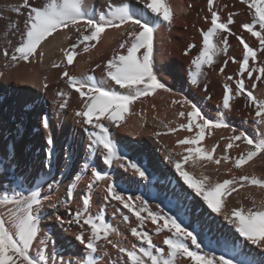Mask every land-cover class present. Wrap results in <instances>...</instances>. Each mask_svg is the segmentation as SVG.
<instances>
[{"label":"snow or ice","instance_id":"6c2138e0","mask_svg":"<svg viewBox=\"0 0 264 264\" xmlns=\"http://www.w3.org/2000/svg\"><path fill=\"white\" fill-rule=\"evenodd\" d=\"M240 3L247 6L252 16L251 22L243 23L241 27L258 41V49L250 47L241 36H236L239 44L243 46V57L239 61V75L242 78L236 83L235 95L247 96L249 103L256 108L255 117L257 119L255 122L257 125H261L264 124V100H258L252 91L245 88L243 76L246 73L247 77L252 79L253 73L258 72L259 74L255 76L256 81H260L264 77V67L249 66L250 60L253 62L257 60V51H264V0H240ZM136 4L137 7H133L127 0H120L119 3L115 4L108 2L106 3V11H101L99 14L94 8L86 7L85 0H43L39 6H33L29 0H23L20 5H6L11 12L24 15L25 19L22 28L18 20L10 21L6 26V34H18L19 42L14 46L11 53L6 47L3 50V55L6 58L10 55L12 61L30 62L31 58L44 55L42 51L38 53V49L54 33L62 30L74 31L76 34L75 42L68 49H61L66 58V65L61 72L60 80H63L69 89L78 94L82 103V108L75 112V116L78 118L76 123L91 128V130L87 127L84 128L89 141L87 145L89 158L100 152L101 161L107 166L112 165L118 159L128 160L124 167L132 169L140 180L151 182L153 177L147 172V168L142 163L132 161L121 153L118 144L110 136L109 128L103 123L104 120H107L119 127L125 114L130 112V106L135 101L141 97L151 96L157 90L171 91L158 79L153 59V42L156 23L171 24L173 22L172 7L169 0H136ZM207 5L208 12L211 13L210 27L207 30H199L202 45L198 54L191 60L194 71L188 73L190 83L194 86H199V78L203 75L204 67H211L221 53L227 54V36H223L219 42H217V37L224 33L235 35L229 28V25L234 23L232 15L229 14L226 22H222L218 11L214 10V0H207ZM90 11L91 15L89 14ZM137 12L147 13L149 19H141ZM205 20L208 21V17H205ZM125 25L129 27L121 32L124 39L119 43L118 50L106 61L103 70L104 77L100 81L94 75L85 74L82 77H77L69 73L67 66L73 64L81 46H83V51L87 53L96 47L106 30H120ZM65 38L72 39L70 35ZM8 43L11 44V40H8ZM195 47V44H189L184 54L188 55ZM231 59L234 63L237 62L235 58ZM227 63L228 61L225 60L224 64L227 65ZM52 67L59 68L60 65L53 64ZM95 67L100 68L101 65L96 64ZM220 71L223 72L224 68H220ZM228 79L231 80L232 77H228ZM107 81L118 86L119 90L114 87H106ZM44 87L47 88L48 85L45 84ZM252 87L255 88L256 84L253 83ZM204 90L207 91L206 86ZM57 95L62 100L59 108H66L69 93L60 91ZM232 95L233 89L225 85L222 97L223 109L230 110ZM173 103H177V101H173ZM183 105H189L191 111L187 114L183 111L179 113L180 117L186 116L187 123L179 124L178 129L188 132H192L193 129L197 131L194 135L185 136L177 141L178 146L189 145L185 149L187 155L184 156L183 161H174L170 156L165 158L173 164L176 173L182 177L183 183L187 185V189H191L196 197L201 198L203 203L193 204L189 199L190 193L186 194V190L173 189L171 197L177 202V211L170 216L156 214L150 211L146 204L137 209L132 202V197L126 198L117 190L114 183H109L106 188L105 200L111 198V200L118 201L120 205L137 217L141 225L145 220H150L153 225L157 226V233L163 230L171 233L163 241L164 245L167 246L165 250L155 246L148 233L139 231L135 227L131 228V235L139 240L141 245H146L139 250L142 255L125 248H120L119 251L126 254L130 264H146V261L150 264H176L178 257L188 259L190 264H250L243 259L249 253L245 248L238 246L243 242L264 250V199L259 202L260 207L255 208V210L253 208L248 210L239 208L234 209L231 216L225 214L224 219L229 224L234 225V232L237 236L234 237L225 233H219L215 236L217 245L223 249L218 259L209 258L199 251L203 241L198 237L205 230L208 235H213L214 230H218L219 222L215 220L212 214L221 213L222 197L225 194H231L228 191L229 186L234 185L236 181L225 180L222 183L206 187L208 177L195 178L183 170L182 165L189 160H192L194 167L201 159L213 161L215 146L210 152L198 146L205 138L206 129L229 127L224 121L207 118L198 105L187 98L183 100ZM41 124L44 129L51 127L47 117L41 118ZM169 131L175 132L177 129H169ZM44 139L47 148L45 153L48 161L47 166L51 167L55 158L56 141L50 133H45ZM228 140L225 151L231 149L235 141H242L247 145L246 154L242 153L235 160V168L239 169L254 157L264 155V134L257 139L241 131L238 135L229 137ZM70 158V153L65 149V159ZM4 159H8V157L5 156ZM224 159L227 160L228 157L225 156ZM14 161L15 157L13 156L8 165L5 166V170L10 168ZM214 162L219 164L220 160ZM90 166L89 163H85L84 169H88ZM17 168H19L18 164ZM16 175L18 178L23 177L16 187L0 192V206L5 208V211L0 212V264H74L71 258L68 260H64L62 257L56 259L60 253L56 252L55 241L50 240L47 231H44L43 235L41 234L40 213L44 199L47 197H42L40 189L35 186L36 178H30L25 172H17ZM91 176L92 183L87 185L89 189L95 183L107 179L106 173L95 166L91 167ZM54 179L55 177H53ZM77 179H79V175H77ZM239 181L241 187L244 184H251L264 189V180L255 176L242 175L239 177ZM156 183L158 184L159 181ZM24 185L28 186L27 191L23 189ZM75 188V183L68 187V201L73 199ZM0 189H2V185H0ZM236 190V187L231 188L232 192ZM159 194L158 192L157 195ZM164 194L165 196L169 195L167 192ZM169 202L171 203V200ZM90 203V196L85 195L82 199V209L75 212L72 219L65 221L60 215L54 217L56 223L61 227L66 223L68 225L75 223L82 229L75 236V241L83 246V251L87 253V255L80 256V264H97L95 254L98 251L100 240L116 247L109 239L114 232L113 227L102 216L88 214ZM253 203L255 205V201ZM142 212H146L147 215H142ZM185 217L188 218V224L191 225V228L185 224ZM124 219L127 221L128 217L125 216ZM85 225L89 229L87 238L83 231ZM197 228L200 229V232H197ZM188 241L196 250H190ZM34 244H37V256L35 257L31 254ZM50 245L52 248L51 255L47 253Z\"/></svg>","mask_w":264,"mask_h":264},{"label":"bare ground","instance_id":"6f19581e","mask_svg":"<svg viewBox=\"0 0 264 264\" xmlns=\"http://www.w3.org/2000/svg\"><path fill=\"white\" fill-rule=\"evenodd\" d=\"M10 1L16 3V5L23 2V0H0V30L6 29L10 22L9 18H13V21L18 20L20 27H23L25 16L18 13L14 15V12L12 14L9 8L6 7ZM108 2L115 4L119 3L120 0H85V6L94 8L96 13L99 14L101 11H106V3ZM127 2L133 7H137L136 0H127ZM29 3L33 6H39L43 3V0H29ZM169 3L174 12V19L171 24L156 23L153 59L158 79L171 91L157 90L153 95L141 97L135 101L130 106V112L125 114L119 127L106 121L107 126L115 130L111 138L117 144L118 140L116 138L119 132L125 133L124 141L127 142L128 151L132 155L140 154L139 147L146 150L147 145L141 143L142 139L139 137L138 132L140 127L144 125L143 121L148 124V115L153 116L154 122L166 123L170 119L167 112H165L167 106H172L177 111L182 109L187 112L191 111L189 105H183L185 98L196 103L200 109L204 110L210 107L204 99L206 94H203L199 86L192 85L188 77L189 71H194L191 60L198 54L202 45L199 30H207L210 27L211 13L208 12L207 0H169ZM228 6L233 7L235 13H229L231 8L228 9ZM214 10L218 11L222 22H226L229 14H234L232 16L234 23L229 25V28L235 35L224 33L222 36L217 37V42H219L223 39V36H227L228 51L226 55L224 54L223 59L228 61L227 66L223 72L220 71V74L216 72L218 70L216 67L214 70H211V67H204L203 75L199 78V85L207 81L212 82L217 78L235 92L236 83L242 78L239 75V61L243 57V46L239 44L236 36H241L250 47L258 49V41L241 27L243 23L251 22L252 16L247 6L240 3V0H214ZM24 11L26 12V10ZM89 14H92L91 11ZM137 15L141 19H149L147 13L137 12ZM205 17H208V21L205 20ZM127 27L129 26L125 25L120 30H106L96 47L87 53L83 51V46H81L73 64L67 66L69 73L77 77H82L85 74L94 75L100 81L104 77L103 70L106 61L118 50L119 43L124 39L121 32ZM10 35L14 37L10 38ZM69 35L72 39L65 38ZM8 40H11V44L8 43ZM18 42V34L7 35L6 43L0 37V146L9 144V148L6 150L8 159L6 162L2 161L0 163V185H2L0 192L15 188L11 186V181L14 180L19 183L23 179V177H17V172H25L30 178L35 177V186L40 189L42 197H47V199H44V205L40 213L41 234L43 235L44 231H47L50 240H54L55 246L60 249V256L56 259L62 257L64 260H68L71 258L74 264H80V256L87 255L83 251V246L79 245L75 241V237L65 230L70 225L66 223L61 227L54 219L56 215H60L65 221L73 218L75 203L72 200L68 201L61 198L69 175L71 173L79 175V179L76 177V185H81L83 189L86 188V192L90 194L91 189L87 185L92 183V176L91 179H86L85 171L91 170L92 166L99 169V164L102 163L100 152L89 158L87 148L89 141L84 128L87 127L91 130L90 126H82L76 123L78 118L75 116V112L82 108L78 94L69 89L63 80H60L61 72L66 65V58L61 49H68L75 42V32L62 30L54 33L38 49V53L42 51L44 55L42 57L37 55L31 58L30 62L17 63L11 60L10 55L7 58L3 55V48L10 47L13 49ZM189 44H195L196 47L188 55H185V49ZM231 58H235L237 62L234 63ZM257 59L256 65H264V51H257ZM253 63L252 60L249 61V65ZM53 64H59L60 67L53 68ZM96 64H100L101 67L96 68ZM258 74V72H254L253 78L249 79L245 73L243 80L245 88L252 91L256 98L263 100L264 84L262 82L264 81L262 80H264V77H262V80L256 81L255 76ZM228 77H232V79L229 80ZM253 83L256 84L255 88L252 87ZM45 84L48 85L47 88L44 87ZM105 86L118 89V86L110 81H107ZM60 91L69 93L68 105L64 109L59 108L62 100L57 93ZM221 94L220 90V93L217 96L215 95V101L222 100L223 95ZM173 101H177V103H173ZM241 102L242 100L235 101V98L232 97L230 110H226L223 116L219 115V120L226 122L229 127L235 126L239 132L243 131L241 128L246 127L247 124L239 116H245L248 112L245 113V107L241 105ZM245 104L247 105V103ZM235 107H237L235 117L229 116V112L234 111ZM42 117L49 119L50 129L42 127ZM258 129L262 131L264 125H258ZM255 130L257 131V128ZM45 133L53 135L56 141L55 158L51 167L47 166L48 161L45 156L47 151L44 139ZM262 133L264 134L263 131ZM244 145L247 147L245 143ZM65 149L70 153V159H65ZM13 156L15 161L10 168L5 170V166L8 165ZM96 157H98L97 161ZM256 157L259 158L258 160H261L260 158L264 159V155ZM85 163H89L91 166L84 169ZM17 164L19 168H17ZM78 165H80V168L76 172ZM104 167L110 166L104 165ZM53 177H55L54 180ZM49 184H51V187H49ZM23 189L27 191L28 186L24 185ZM98 203L95 199H91L93 206L96 207L99 205ZM2 211H5V208L0 206V212ZM251 251L248 250L250 253ZM31 254L34 257L37 256V244H34ZM48 254L51 255V253ZM95 256L97 264H105V259L98 252Z\"/></svg>","mask_w":264,"mask_h":264},{"label":"rangeland","instance_id":"374dc122","mask_svg":"<svg viewBox=\"0 0 264 264\" xmlns=\"http://www.w3.org/2000/svg\"><path fill=\"white\" fill-rule=\"evenodd\" d=\"M13 4L16 5V3L10 1L8 5ZM227 8L229 9L231 7L228 6ZM233 12L234 11L232 7L231 9H229V13ZM11 13L13 14V12ZM14 15H16V13H14ZM232 16H234V14H232ZM9 19L10 21L14 20L13 18ZM5 30L6 29L0 30V37L6 43L7 35L9 34H6ZM13 37L14 36L10 35V38ZM7 48L11 53L13 49H11L10 47ZM223 59L224 54L221 53L215 59V63L211 66V70H214L216 67V69L219 70H217L216 72H219L218 74H220V68L223 67L225 69V67L227 66L223 63ZM16 62H22V60H18ZM255 62L257 63V61ZM255 62L253 64H250L249 66H257L256 68L264 67V65H256ZM262 83L264 84V82ZM225 85V83L221 82L217 78H215L212 82L207 81L206 83L204 82L199 85V87L203 91V94H206L204 96L205 102L208 103V105L210 106H208L209 109H201L202 113L207 118L212 120H219V115H225L226 110L222 109L223 107H221L222 100L215 101V98L217 94L220 93V90L222 92L221 95H223ZM205 86L207 87V91L204 90ZM232 97L235 98V101L239 99L242 100L241 105L245 107V113L248 111L245 116H239L241 117V119H243V122H245V124L247 123L246 127H242L241 130H243L250 136H257V139L260 138L263 134L262 131L264 132V129H262V131L259 130L258 125L255 122L257 119L255 117V106L249 103L246 95L237 96L235 95V92H233ZM245 103H247V105ZM181 111L187 114V111H185L184 109L177 111L172 106L165 107V112H167V115H169L170 117V119L166 123L154 122L153 116L148 115V124H145V122L143 121L144 125L140 127V130L138 132L139 137L142 139L141 143L147 145L146 150H142L139 147L140 154L132 155L131 152L128 151L127 142L124 141V132H119V135H117L116 139L118 140V146L121 153L132 161L142 163L147 168V172L151 175V177H153L151 182H149L148 180H140L137 174L132 169L124 167V165L128 163V160L118 159L115 160L113 164L110 165V167H104L103 163L99 164V169H102L103 172L106 173L107 179L95 183L94 186L91 188L90 194H88L85 190L86 188L83 189L81 185H76V188L74 189L72 201L75 203L76 206H74L73 208V213L82 209L83 197L85 195H91L90 198L95 199L97 203L99 202V205L95 207L90 203L88 214L92 216H102L105 221L109 223L114 229V232L110 235L109 239L113 242V244L116 245V247H113L112 244H109L104 240H100L98 242L97 252L103 259H105V264H130L126 254L121 253L119 251L120 248L135 251L138 255H142L139 250L141 247H146V245H141L140 241L131 235V228L135 227L139 231L148 233L153 244L165 250L167 249V246L164 245L163 241L165 238L171 235V233H169L167 230H163L160 233H157V226L153 225L150 220H145L141 225L137 217L133 215L132 212H129L128 209L120 205L118 201L111 200V198L105 200L104 197L107 194L106 188L109 183H114L117 187V190L126 198L129 196L132 197V202L134 203L137 209L141 208L146 204L147 208L156 214L170 216L177 211V202L171 197V192L173 189L186 190V194H191L189 196V199L192 201L193 204L203 203L201 198L196 197L191 189H187V185L183 183L182 177H180L179 174L176 173L173 164L165 158L167 156H170L171 159L174 161H183L184 156L187 155L185 149L189 147V145L178 146L177 141L183 139L185 136H192L197 131L196 129H193L192 132H188L187 130L178 129L179 124L187 123L186 116H179V113ZM235 111H237V107H235L234 111L229 112V116L235 117ZM106 121L107 120H104V124L107 126ZM165 125H167V127H165ZM256 128L257 131L255 130ZM15 129L17 130L16 126ZM169 129H177V131L170 132ZM233 129H235V131H233ZM109 132L110 136L114 135V128H109ZM239 133V130L235 126L206 129L205 138L198 146L203 147L206 151L209 152L215 146V152L213 153V161L201 159L199 160L198 164L194 167L192 164V160H189L187 163H184L182 165L183 170L189 172L195 178H202V176L208 177L209 179L206 182V187L213 186L216 183H222L225 180L236 181L234 185L229 186L228 191L231 192V194H225L222 197L223 207L221 213L212 214L215 220L219 222L218 230H214L213 235H208L205 230V232H202L201 235L198 237L203 241L201 249L199 251L201 252V254L206 255L209 258L218 259L221 253L223 252V249L217 245L215 239L216 235H218L219 233H225L230 236H237V234L234 232V225L229 224V222L224 219L225 214L231 216L232 211L234 209L239 208H243L244 210L253 208L255 210V208L260 207L259 202L264 199V189L253 186L251 184H244V186L241 187L239 181V177L242 175H247L249 177L255 176L259 179L264 180V159L260 158L261 160H258V157H254L252 160H250L249 162L244 164L240 169H238L234 167V163L235 160L242 153L246 154L247 147L244 145V142L235 141L233 142V147L225 151V146L229 142L228 138L232 137L233 135H238ZM5 145L3 144L2 147L0 146V161L3 162H6L7 160L4 159V157L6 156L7 148H9V144ZM225 156L228 157L227 160L224 159ZM152 158L154 161L152 160ZM97 159L98 157H96V161ZM215 160H220V163L216 164L214 162ZM79 166L80 165H78V167L76 168V172H78L80 168ZM76 175L77 174L74 175L73 173H71L66 179L67 183L64 185V192L61 196L63 200H68L67 189L70 184H76ZM85 177L86 179H91V170L85 171ZM157 181H159L158 184L156 183ZM16 184L17 183L14 180L11 181L12 187H16ZM232 187H236L237 190L232 192ZM158 192L160 193L159 195H157ZM165 192H167L169 195L165 196ZM170 200L171 203L169 202ZM254 201L255 205L253 203ZM204 207L206 208V205H204ZM96 209L99 211L98 213ZM141 214L144 216L147 215L146 212H142ZM125 216L128 217L127 221H125L124 219ZM185 224L189 228H191V225L188 224L187 217H185ZM65 230L68 231L71 236L75 237L82 229L79 225L74 223L70 226H67ZM83 231L85 232V236L87 238L89 232L87 225L84 226ZM197 232H200L199 228H197ZM187 243L190 246V250H196L194 246L190 245V241H188ZM50 246V250L48 248L47 253H52V248ZM55 247L56 252L59 253L60 249H58L57 246ZM238 247L245 248L247 252L248 250H252L251 253L248 252L249 255L243 257V259L250 262V264H264V250H261L250 244H244L243 242H241ZM146 264H150V262L146 261ZM176 264H190V261L186 258L178 257L176 260Z\"/></svg>","mask_w":264,"mask_h":264}]
</instances>
